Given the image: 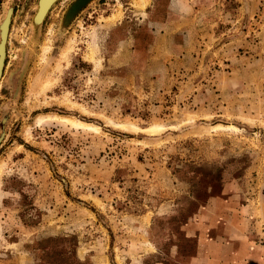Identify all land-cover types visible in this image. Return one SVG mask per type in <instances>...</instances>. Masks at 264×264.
Returning <instances> with one entry per match:
<instances>
[{
  "label": "rangeland",
  "instance_id": "rangeland-1",
  "mask_svg": "<svg viewBox=\"0 0 264 264\" xmlns=\"http://www.w3.org/2000/svg\"><path fill=\"white\" fill-rule=\"evenodd\" d=\"M37 1L0 0V264H191L217 216L229 239L240 211L264 230V0H173L150 79L148 53L114 48L167 0H88L70 23L57 0L35 26Z\"/></svg>",
  "mask_w": 264,
  "mask_h": 264
},
{
  "label": "crops",
  "instance_id": "crops-1",
  "mask_svg": "<svg viewBox=\"0 0 264 264\" xmlns=\"http://www.w3.org/2000/svg\"><path fill=\"white\" fill-rule=\"evenodd\" d=\"M173 20V22L170 20V25L165 27V33L170 35L179 24L176 19ZM150 58L152 59L148 61V66L142 71V75L147 79H150L149 66L153 64L154 52ZM157 61L159 63V60ZM129 78L125 79L124 83ZM243 214L244 212L240 211L238 215L234 214L231 218L233 227L231 239H229L230 226L228 225L230 222H227L224 214L217 216L216 229L210 231L216 235V238L205 241L202 234L198 237L197 255L192 258L191 264H264V230H259V221L244 217ZM200 216L204 214L201 213ZM202 226H204L203 223Z\"/></svg>",
  "mask_w": 264,
  "mask_h": 264
},
{
  "label": "flooded vegetation",
  "instance_id": "flooded-vegetation-1",
  "mask_svg": "<svg viewBox=\"0 0 264 264\" xmlns=\"http://www.w3.org/2000/svg\"><path fill=\"white\" fill-rule=\"evenodd\" d=\"M87 1L88 0H73L70 3L68 11H67L66 15L64 16L65 19H66V23H70L73 20V18L75 17L76 11L80 7V5H82L84 2H87ZM151 1L152 0H150L149 3ZM173 2H174L173 0H167L166 8H165V6L161 7V5H159V4H157V6H155V7H154V3H153V6L148 4L144 10H142V11H140L138 13V14H140V15H138L139 17L134 18V20L138 22L137 23L138 26H137L136 31L132 32V34L129 35V37H127L125 39L121 38V40L115 44L114 50L116 49V51L118 50V48L119 49L123 48V45H125V49L127 51V55L130 58L129 60H128V58L127 59L126 58L122 59V65L119 66V67H122L125 64H130V62H134L135 59H136V58H134V56H135L134 54H136V53L141 54V52L148 53L147 54L148 58H146V63L148 62V60L150 59V53L151 52L153 53V51L155 50V44H156L155 40H157V37L154 36V33L156 32V30L159 29V27H166V25L170 23V20H172V22L174 21L173 19L178 20V17L173 13V10H174V8H172V3ZM158 3L161 4V2H158ZM158 7H159V11L160 12L163 9L166 11L165 12L166 16L163 15L162 19H160V17L157 18L156 14H154V10L156 11ZM152 8H154V10H152ZM11 18H12V15H11ZM119 22L114 24V27L116 28L114 31L118 30V26H119L118 24H121L120 26H122L123 20L119 21ZM10 26H11V19H10ZM10 26H9V30H10ZM146 29L149 30V32L152 35L149 32H147ZM134 34H136V36H137V34H140V36L142 34V37L140 38L141 42L139 43L141 45V47L137 45L136 39L134 37ZM168 36L170 38V34L167 35V38H168ZM149 37L151 38V41L147 42V41H149V39H148ZM144 39H145V41H144ZM143 42L145 44H142ZM143 46H148V48H146V47L143 48ZM117 59L118 58L115 59V62H116ZM5 60H6V55H5ZM4 67H5V61H4ZM3 70H4V68H3ZM129 77L131 79V77H133V76L129 75V74L128 75H122V76H119V77L116 76V78L118 80H125V78L127 79Z\"/></svg>",
  "mask_w": 264,
  "mask_h": 264
},
{
  "label": "bare ground",
  "instance_id": "bare-ground-1",
  "mask_svg": "<svg viewBox=\"0 0 264 264\" xmlns=\"http://www.w3.org/2000/svg\"><path fill=\"white\" fill-rule=\"evenodd\" d=\"M57 0H38L37 2V11H36V18L38 20L43 19V17L46 15L48 9L56 2ZM141 3L137 6V7H141L144 8L148 3L149 0H141ZM118 16H113L110 21H114ZM10 19H11V12L8 11V13H6L0 23V42L3 39V47H4V58L3 61H5V55H6V43H7V39H8V34H9V26H10ZM49 51V47L47 45H45L42 48V53L41 56L44 59V57L47 55ZM43 61V60H42ZM1 63V60H0ZM3 68H4V62L2 63V65L0 66V79L2 77V73H3ZM65 121H68L69 123L75 125V126H79V127H84L87 129H92V130H97V128L91 126V125H85L81 122H78L76 120H71V119H65L63 118ZM120 128L125 129L126 126H122L119 125ZM132 127V126H130ZM134 128V127H133Z\"/></svg>",
  "mask_w": 264,
  "mask_h": 264
},
{
  "label": "water",
  "instance_id": "water-1",
  "mask_svg": "<svg viewBox=\"0 0 264 264\" xmlns=\"http://www.w3.org/2000/svg\"><path fill=\"white\" fill-rule=\"evenodd\" d=\"M37 2H38V1H37ZM40 2H41V0H40ZM50 8H51V7H50ZM50 8L48 9V11L50 10ZM8 10H10L11 15H12V9H8ZM48 11H47V13H48ZM47 13H46V15H47ZM46 15H45V16H46ZM45 16H44V17H45ZM44 17H43V19H44ZM43 19L38 20V19L36 18V11H35V14H34V17H33V24H34L35 26H38V25H40V24L42 23ZM64 22H66V19H64ZM3 58H4V47H3V39H2L1 42H0V60H1L0 66H1L2 63L4 62V61H3ZM1 140H2V135L0 136V142H1Z\"/></svg>",
  "mask_w": 264,
  "mask_h": 264
}]
</instances>
